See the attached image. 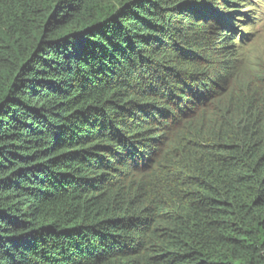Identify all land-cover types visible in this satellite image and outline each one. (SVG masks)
<instances>
[{
    "label": "trees",
    "instance_id": "obj_1",
    "mask_svg": "<svg viewBox=\"0 0 264 264\" xmlns=\"http://www.w3.org/2000/svg\"><path fill=\"white\" fill-rule=\"evenodd\" d=\"M229 5L0 0V264H264Z\"/></svg>",
    "mask_w": 264,
    "mask_h": 264
},
{
    "label": "rangeland",
    "instance_id": "obj_2",
    "mask_svg": "<svg viewBox=\"0 0 264 264\" xmlns=\"http://www.w3.org/2000/svg\"><path fill=\"white\" fill-rule=\"evenodd\" d=\"M231 1L227 9L233 11L232 21L226 19L225 29L232 34L237 57L230 63V70L244 72L264 63V0Z\"/></svg>",
    "mask_w": 264,
    "mask_h": 264
}]
</instances>
